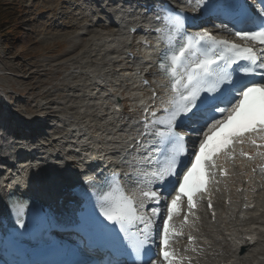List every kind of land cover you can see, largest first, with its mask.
I'll return each mask as SVG.
<instances>
[{"label": "snow or ice", "instance_id": "1", "mask_svg": "<svg viewBox=\"0 0 264 264\" xmlns=\"http://www.w3.org/2000/svg\"><path fill=\"white\" fill-rule=\"evenodd\" d=\"M181 2H187L189 6L194 3L200 11L211 14L241 7L236 0ZM162 11L166 14H158L157 19L168 28L165 34L167 48L161 53L158 68L168 77L173 96L168 102L169 107L163 109V116L158 118L156 112H151L152 119L146 116L143 120L144 130L139 136L146 140H135L137 147L133 151L138 154L129 162V167L136 174L134 183L141 198L138 200L129 195L124 186L116 182L119 177L114 174L107 189L96 193L97 203L92 212L81 216L76 224L77 230L88 238V247L107 249L110 258L105 264H157V254L151 249L155 227L153 217L158 216L159 209L152 208V216L143 213L146 201L158 204L162 196H171V200L167 204L168 216L163 220L158 255L168 264H174L176 257L168 250L169 233L173 231L170 221L183 198L187 199L191 209L195 207L194 194L206 190L209 175L206 165L215 167L211 157L227 146L233 137L244 132H259V138L264 140V79L238 81L235 78L237 68L234 67L239 66L238 71L244 76L264 70V47L257 51L251 46L217 41L207 29L195 36L188 34L181 42L185 35L181 31L184 13L171 7ZM259 14L261 23L256 28L234 29L227 23L220 27L242 41L264 46V8ZM260 74L264 75V71ZM156 95L153 92V98ZM144 111L147 113L149 109L145 107ZM185 122L197 136L191 151L185 137L176 132ZM147 138L155 143H148ZM161 142L175 145L164 164H160L156 156L157 144ZM251 142L255 144V140ZM183 156L188 157V162L186 170L178 176L176 170ZM12 207L17 210L19 228H25L21 217L27 205L14 201Z\"/></svg>", "mask_w": 264, "mask_h": 264}, {"label": "bare ground", "instance_id": "2", "mask_svg": "<svg viewBox=\"0 0 264 264\" xmlns=\"http://www.w3.org/2000/svg\"><path fill=\"white\" fill-rule=\"evenodd\" d=\"M75 2L71 3V7L80 8L82 17L89 18L83 24V29L77 32V36L88 35L89 38L75 56L59 63L64 68L62 77L58 79V83L45 90L46 99L42 101V97L38 100L37 110H34L39 112L49 106L56 107L51 113L56 116L54 118L60 119L58 124L63 130L57 133H62V136L59 141L48 145L39 146L37 143L40 150L33 156H41V159H28V168L32 171L57 169L55 173L64 176V173L58 172L63 164L60 156L67 149H76L83 143L88 145L89 138H98V143L102 145L100 152H105L113 160L112 163L121 167L126 181H131L127 184L128 192L136 195V174L129 167V162L136 155L129 152L128 147L130 140L137 138L140 131L137 130L139 107L146 105L145 100L153 90L157 93L156 99L164 98L165 88L161 84L163 79L154 73L153 67L148 66V48L135 45L136 38L130 37L128 28L126 30V24L136 19L117 11L121 20L120 26L110 29L98 13L102 14L101 10L112 12L115 6H100L97 13L93 11V5L88 4V0ZM212 23L219 26L217 22ZM139 62L143 64L140 65ZM1 67L2 65V70ZM139 76L145 77L149 85H139ZM57 93L61 98H51L52 94ZM19 94L6 91L0 82V98L6 97L8 100L6 103L5 100L0 102V108L7 112L0 124V134L6 132V137L0 138V150L4 147L3 152H7V145L11 144L12 121L20 126V119L26 118L15 106L8 105L9 98ZM114 105H119L122 110L116 111ZM134 134L136 135L133 137ZM257 134L261 135L255 132L251 136ZM145 140L146 138L143 139ZM152 141L147 138L148 143ZM20 143L23 147H30L23 140ZM256 155L255 160L247 162L231 158L227 164V179H217L213 174L214 181L210 188L215 201L216 216L210 220L205 211L200 210L192 216L188 225L178 226L179 234L173 243L180 259L177 264H264V168H259L261 162H257L258 158H264V149L256 152ZM31 162L32 167L29 165ZM23 163L25 160L21 162ZM11 165L5 167L0 163V194L7 187L20 186L16 181L7 182L11 177ZM130 176L132 179H129ZM245 179L247 181L242 184ZM236 183L243 185L242 191H235ZM226 198L229 202L225 206L223 200ZM183 232L185 234L182 236ZM188 235L195 237L196 241L186 242Z\"/></svg>", "mask_w": 264, "mask_h": 264}, {"label": "rangeland", "instance_id": "3", "mask_svg": "<svg viewBox=\"0 0 264 264\" xmlns=\"http://www.w3.org/2000/svg\"><path fill=\"white\" fill-rule=\"evenodd\" d=\"M66 3L69 1L0 0V82L6 91L19 92V100L29 99L18 108L24 115L36 112V102L42 97L45 100V90L63 75L59 63L75 56L89 38L77 36L89 18Z\"/></svg>", "mask_w": 264, "mask_h": 264}]
</instances>
